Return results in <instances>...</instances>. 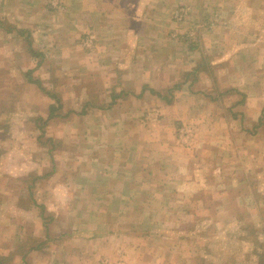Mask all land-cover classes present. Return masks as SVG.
<instances>
[{
	"label": "rangeland",
	"instance_id": "obj_1",
	"mask_svg": "<svg viewBox=\"0 0 264 264\" xmlns=\"http://www.w3.org/2000/svg\"><path fill=\"white\" fill-rule=\"evenodd\" d=\"M151 1L126 7L123 52L108 68L111 39L82 14L106 12L99 0H44L54 27L35 26L27 0H0V264H257L264 254V0ZM120 150L192 167L155 197L137 196L134 176L125 206L109 207L126 212L108 214V158ZM33 202L27 218L19 206Z\"/></svg>",
	"mask_w": 264,
	"mask_h": 264
},
{
	"label": "crops",
	"instance_id": "obj_2",
	"mask_svg": "<svg viewBox=\"0 0 264 264\" xmlns=\"http://www.w3.org/2000/svg\"><path fill=\"white\" fill-rule=\"evenodd\" d=\"M16 1H19V0H16ZM78 1H81V0H78ZM84 1L86 2V0H84ZM99 1H100L101 5L107 7L108 10H106V12L102 11L101 13L97 14L96 9L91 10L90 8H88L82 14L85 16L86 20H88L89 22H91L92 25L95 26V29H98L101 27L104 29V33H100V32L96 33L95 32L96 36L101 38L103 35L105 37H108V40L111 39V41H108V54H110V56H108V68H109V65H116L117 66V62H114L112 60V58H113L112 54H119V53L123 52V49H122L123 45H122V41H121L123 38L122 37L123 36L122 35L123 24L125 25V28H128V26H127L126 22L124 21V23H123V19L121 20L120 18L127 14V11H126L127 6L137 3V2H139V0H99ZM43 2H44V0H27L28 6L32 7V9H30V12H32V14L40 12V16L35 19L33 24H35V26H39V25L44 26V24H45V26L54 27V26H56L55 22H54L55 17L53 15H50L47 12V10L42 7ZM72 2L74 4H77L76 3L77 0H72ZM97 2H98V0H96V4L98 5ZM151 2H153V0ZM151 2L148 3L149 6H151ZM15 4H18V2H15ZM123 6H124V8H123ZM61 9H62V7L58 10H61ZM91 16H92V21H91ZM20 18H25V19H20ZM21 20H23V21L26 20L27 22H29L28 18L25 16L17 17L16 19H14V22H17L19 24V23H21ZM31 20H34V19H31ZM86 20H85V22H86ZM78 21L81 22V19H77V22L75 19H72V20L69 19V22H72V24H71L72 27L76 26L75 24L78 23ZM101 22H103L102 25H101ZM24 23H26V22L24 21ZM12 29H14V28H8L7 33H12V32H10V30H12ZM15 29H17V28H15ZM129 30L133 31V32L136 31V29H129ZM125 31H126V29H124L123 33L127 34V33H125ZM86 37H88V36H86ZM86 37H85L84 41H86V39H87ZM89 38L92 39L93 44L90 46H88V45L87 46H88V48H94V42L95 41H94L93 35H89ZM84 44H86V43H84ZM66 50L69 51V50H71V48L70 47H63L62 53H63V51L65 52ZM29 70H27L26 72H28ZM28 81L31 82L29 79H28ZM32 83H35V82H32ZM120 97H121V95L115 93L113 96V100L111 101L112 104H109L108 107H111L115 101L120 99ZM22 114H21V116H22ZM111 153H110V158H108V214L113 213V212L119 213V214H124L126 212L123 209H118L117 211H112L109 209V207L113 203H114L113 205H115V207H116V205L122 206V207L125 206L124 204H122L120 202L124 198L130 197L129 189L132 185L130 183L132 182L134 176L139 180V183L136 184V189L138 192L137 196H141V193H139L140 192L139 190L143 189V192L145 194L155 197V194L158 191V189L160 187V183L162 182V180L164 181V179L166 178L167 183H173L174 180L178 178L177 184H179L180 182L182 183L183 181L181 179V176L182 175L184 176L192 167V164L187 163L186 161L184 164H182L183 159L180 161V160H177V159H174L171 157L166 158V159L154 157L152 159L145 161L142 159V153H139V155H138L139 158L137 156L135 162L134 161L130 162L129 156H126L122 150H120L119 153H117V152L114 153L115 156H117L116 154H118L119 159H117L116 157L111 158ZM153 154L154 153H152V156H154ZM223 166H224L223 164L222 165L220 164L219 169H221V167L223 168ZM230 169L232 172L237 171V169H235L233 167ZM130 172L133 173V176L129 177L128 175ZM215 172H217V170H215ZM237 174H239V171L237 172ZM147 183H150L152 185L155 184V186L152 187L153 194L150 192L144 191L145 190L144 186H146ZM59 185L60 184H58L57 187H59ZM153 203H155V202L153 201ZM32 204H33V206H29V205L28 206L27 205H20L19 206L20 207L19 209L24 214V216H27V218L29 217L28 215L30 214V211H31L30 209L34 208L35 206L41 208L40 205H38L34 202ZM137 212H139V210H137Z\"/></svg>",
	"mask_w": 264,
	"mask_h": 264
},
{
	"label": "trees",
	"instance_id": "obj_3",
	"mask_svg": "<svg viewBox=\"0 0 264 264\" xmlns=\"http://www.w3.org/2000/svg\"><path fill=\"white\" fill-rule=\"evenodd\" d=\"M32 74V71L29 70L28 72H26V75L28 76V79L31 81V82H35L43 91H47L41 84V81L39 79H33V76L31 75ZM49 92V91H48ZM52 97L55 98L54 95H52ZM51 112L49 114L50 117H53L54 116V111L56 110V107L55 106H51ZM0 137L1 139H3V135L0 134ZM259 259H258V262L257 264H264V254L263 253H259Z\"/></svg>",
	"mask_w": 264,
	"mask_h": 264
},
{
	"label": "built area",
	"instance_id": "obj_4",
	"mask_svg": "<svg viewBox=\"0 0 264 264\" xmlns=\"http://www.w3.org/2000/svg\"><path fill=\"white\" fill-rule=\"evenodd\" d=\"M49 2L51 3L53 8H58L60 5L59 0H49ZM85 43H86V45L90 46L93 44V41L91 38H87Z\"/></svg>",
	"mask_w": 264,
	"mask_h": 264
}]
</instances>
